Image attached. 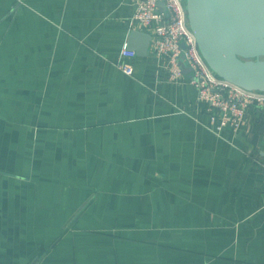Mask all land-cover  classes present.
Masks as SVG:
<instances>
[{
  "label": "crops",
  "instance_id": "crops-1",
  "mask_svg": "<svg viewBox=\"0 0 264 264\" xmlns=\"http://www.w3.org/2000/svg\"><path fill=\"white\" fill-rule=\"evenodd\" d=\"M134 11L0 0V264H264V108L218 135L150 47L122 71Z\"/></svg>",
  "mask_w": 264,
  "mask_h": 264
},
{
  "label": "built area",
  "instance_id": "built-area-1",
  "mask_svg": "<svg viewBox=\"0 0 264 264\" xmlns=\"http://www.w3.org/2000/svg\"><path fill=\"white\" fill-rule=\"evenodd\" d=\"M130 23L134 29L151 34L150 50L168 67L170 80L185 76L181 61L190 68L189 80L198 90V99L209 105L210 129L216 134L220 135L225 127L237 133L250 108H264V90L235 84L209 66L188 22L184 0H135ZM136 55L135 49L122 46L119 68L132 75L134 65L130 59Z\"/></svg>",
  "mask_w": 264,
  "mask_h": 264
},
{
  "label": "water",
  "instance_id": "water-1",
  "mask_svg": "<svg viewBox=\"0 0 264 264\" xmlns=\"http://www.w3.org/2000/svg\"><path fill=\"white\" fill-rule=\"evenodd\" d=\"M185 3L188 22L209 66L235 84L264 90V0ZM150 40L149 32L133 29L127 46L144 56L149 52ZM181 64L183 72L190 75V68Z\"/></svg>",
  "mask_w": 264,
  "mask_h": 264
},
{
  "label": "rangeland",
  "instance_id": "rangeland-1",
  "mask_svg": "<svg viewBox=\"0 0 264 264\" xmlns=\"http://www.w3.org/2000/svg\"><path fill=\"white\" fill-rule=\"evenodd\" d=\"M184 3H185V0H184ZM186 4V3H185Z\"/></svg>",
  "mask_w": 264,
  "mask_h": 264
}]
</instances>
